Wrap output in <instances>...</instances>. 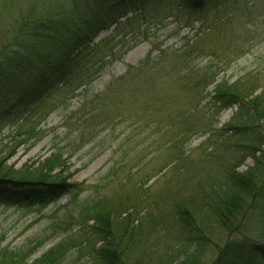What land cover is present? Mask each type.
Segmentation results:
<instances>
[{
    "label": "rangeland",
    "instance_id": "obj_1",
    "mask_svg": "<svg viewBox=\"0 0 264 264\" xmlns=\"http://www.w3.org/2000/svg\"><path fill=\"white\" fill-rule=\"evenodd\" d=\"M225 8L224 14L203 23H178L171 17L162 24H139L138 17L127 16L128 24L121 21L122 33L112 35L111 29L95 40L110 39L113 57L92 84L67 100L61 96L39 106V114L23 123L0 127V158L14 151L7 166L34 169L58 151L66 161L60 172L70 175L68 183L80 185L79 192L63 195L42 211L0 201V249L23 251L33 261L74 233L73 227L64 236L50 229L62 220L66 207L76 215L83 206L108 201L131 214L137 225L138 234L129 245L138 264H153L165 252H176L182 234L172 215L175 204L191 202L198 188L215 183V176L207 173L220 174L226 160L236 163L238 172L253 165L248 157L234 160L227 149L241 139L220 131L232 122L236 108L219 112L209 104V93L221 81L241 80L257 93L264 86V0H227ZM150 15L145 12L147 19ZM0 17V26L4 21L10 25L14 12L0 10ZM149 54L141 75L127 78L128 70L139 67ZM207 71L213 84L194 88L196 74ZM182 124L191 127L192 136L174 143L178 137L173 134ZM205 168L211 170L203 173ZM258 215L244 223L246 237L261 230L255 226ZM225 242L226 235L220 233L216 244L220 248ZM208 257L204 264L215 254ZM89 260L87 251L72 248L60 264Z\"/></svg>",
    "mask_w": 264,
    "mask_h": 264
},
{
    "label": "trees",
    "instance_id": "obj_2",
    "mask_svg": "<svg viewBox=\"0 0 264 264\" xmlns=\"http://www.w3.org/2000/svg\"><path fill=\"white\" fill-rule=\"evenodd\" d=\"M28 2V8H23ZM226 2L72 0L66 4L60 0H1L0 10L14 12V17L8 21L10 25L4 21L0 26V127L23 123L31 114H39V106L51 104L61 96L67 100L80 88L92 84L113 57V49L108 46L110 39L97 44L95 40L111 29L112 35L122 33L125 26L121 21L126 24L127 16L138 17L139 24H151V20L162 24L171 17L178 23L192 19L203 23L209 17L215 19L224 14L221 11L226 8L221 7ZM145 12L151 14L150 19ZM149 63L150 54L139 67L128 70L127 78L137 79ZM208 72L196 74L194 88L213 84L214 77ZM259 90L257 93L241 80L232 84L221 81L209 93V104L219 112L236 108L232 122L220 131L241 139L238 145L227 149L234 160L240 162L248 157L253 165L238 172L236 163L226 160L221 175L205 168L203 173L208 172L210 178L215 176L211 179L216 182L204 190L198 188L199 193L191 202L175 204L172 215L180 224L182 243L176 252H165L153 264H204L214 254L210 264H264V86ZM187 126L182 124L174 132L173 137H178L174 143L192 136L191 127ZM13 154L14 151L0 158V201H16L20 207L42 211L63 195L79 192L80 185L68 183L70 175L60 172L66 169V161L58 151L34 169L24 166L14 170L7 166ZM55 170L59 172L54 174ZM75 197L70 207L75 204ZM93 204L77 209L76 215L74 209L66 207L62 220L50 229L58 230L59 236L71 233L73 228L74 233L63 237L39 258L31 261L30 254L3 248L0 264H60L72 248L88 252L87 264H138L129 245L138 234L132 215L113 202ZM257 215L260 221H254V225L261 230L246 237L242 232L244 223ZM220 233L226 235V242L219 248L216 238Z\"/></svg>",
    "mask_w": 264,
    "mask_h": 264
}]
</instances>
